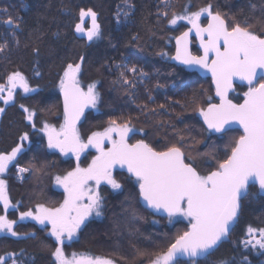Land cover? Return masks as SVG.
Returning <instances> with one entry per match:
<instances>
[{
  "label": "trees",
  "instance_id": "obj_1",
  "mask_svg": "<svg viewBox=\"0 0 264 264\" xmlns=\"http://www.w3.org/2000/svg\"><path fill=\"white\" fill-rule=\"evenodd\" d=\"M209 4L213 12L229 15H238L240 10L247 15L250 6L255 5L259 16L264 0H171L167 9L161 0H0V21L11 15L13 22L21 25L13 29L0 23V43L9 41L8 50L0 53V85L7 82L10 73L20 71L29 85L37 89L27 94L18 89L12 102L0 101V108H4L0 113V151H10L19 142L20 134L27 131L31 143L25 144L30 150L19 157V166L28 167L33 157L37 167L47 165L42 173L30 172L22 183L14 180L16 165L10 166L2 176L10 203L17 207L5 210L0 203V215L17 221L15 231L34 232L35 237L0 233V255L24 250L22 259L26 264H54L52 252L56 243L53 238L34 220L18 218L20 212L34 209L37 204L59 206L63 195L54 186L55 176L73 169L75 162L47 148L44 134L25 120L26 114L20 105L35 111L33 122L37 130L44 121L59 128L63 119L57 87L59 77L67 63L79 62L81 55L85 57L79 77L82 87L85 89L96 82V90L102 98L97 111H86L77 125L82 139L92 130L98 131L110 120H116L120 125L128 123L137 130L143 129L141 138L157 151L176 143L177 132L183 135L185 154L196 159V166L203 174L216 167L206 155L210 149H215L219 159L226 158L242 130L233 127L226 133L206 131L198 110L207 107L208 97H212L211 103L218 102L210 79L201 78L171 58L175 56L176 37L185 32L186 27L182 21L175 25L169 23L173 12L184 15L186 5L189 12H195ZM126 5L133 6L130 15L127 19L121 15L117 22V12L129 11ZM81 8H92L97 13L100 38L88 41L75 31ZM158 11H167V18L158 17ZM239 19L243 21L244 16ZM200 20L204 24L207 17ZM83 26L85 29L91 26L90 17L85 18ZM36 28L39 33L33 32ZM14 37L20 41L18 46L12 43ZM34 47L39 48L38 56L33 53ZM190 48L193 54L199 51L194 37ZM133 65L137 73L126 74L129 79H135L134 90L119 83L120 72ZM141 70L147 73L143 79L139 76ZM36 71L41 75H35ZM242 89L237 86L236 93L230 95L233 102H238ZM145 104L148 110L158 111L147 115L142 108ZM160 105L164 108L160 109ZM80 164L85 165L83 158ZM113 176L123 185V190L100 185L99 190L105 197L103 215L92 216L77 237L63 244V250L66 255L76 252L109 257L116 264H147L154 254L167 250L175 237L187 230V221L177 217L169 223L166 214L152 211L140 202L138 188L129 173L116 170ZM249 191L257 193L258 186L250 185ZM249 226L264 227V195L249 196L242 201L240 215L227 240L208 261L199 258L198 264H215L218 258L227 259L229 264H264V250L245 248L240 243L247 238ZM136 249L147 255L139 256ZM178 264H191V261L178 257Z\"/></svg>",
  "mask_w": 264,
  "mask_h": 264
},
{
  "label": "snow or ice",
  "instance_id": "obj_2",
  "mask_svg": "<svg viewBox=\"0 0 264 264\" xmlns=\"http://www.w3.org/2000/svg\"><path fill=\"white\" fill-rule=\"evenodd\" d=\"M161 4L167 9L171 6V0H161ZM126 7L129 11L116 13L117 22L121 15L125 19L130 15L133 6ZM205 13L208 23L202 26L200 18ZM159 16L167 18V11H158ZM239 16H244V20L241 21ZM86 17L91 18V26L87 29L83 26ZM79 18L80 22L75 25L77 33L86 36L88 41L101 37L97 13L92 8H81ZM178 20H187L191 28L176 37V53L171 58L211 72L215 95L220 101L218 104L211 103L212 97H208L207 107H200L198 110L206 131L226 133L239 125L242 134L232 142L230 152L224 159H219L215 149H210L206 155L209 161L215 162L216 167L206 174L198 170L194 157L185 154L186 138L178 132L176 143L163 151H157L142 139L129 143L131 136L137 131L143 132V129L137 130L128 123L120 125L116 120H110L102 132H92L85 141L77 125L85 117V110L96 109L102 98L96 90V82L88 84L86 90L82 87L79 77L85 57L81 55L79 62L67 63L57 85L63 102V119L59 128L44 121L43 126L37 130L33 122L35 111L20 105L26 114L25 120L46 137L48 149L58 150L65 156L71 154L77 160L72 170L62 176H55V184L61 186L64 193L63 201L58 207L37 204L34 211L29 209L20 212L18 218L20 221L34 220L48 229L57 244L52 252L55 264H116L112 258L88 253L73 252L69 257L62 247L66 240L71 242L77 237L90 217L103 215L105 197L99 190L101 183L110 185L113 190H123V185L112 174L116 166L126 168L130 177L134 178L139 198L147 208L165 213L169 223L177 217H183L187 221V230L178 234L166 251L154 254L150 264H178V257H187L191 264H198L199 258L208 261L229 237L240 215L242 201L249 196L264 195V5L259 16L256 15L255 5L250 6L247 15L243 10L238 15L213 12L211 4L189 12L186 5L185 14L173 12L169 23L175 25ZM0 23L10 25L13 29L21 26L20 23L13 22L11 15ZM193 30L203 51L199 56L193 55L188 47L189 34ZM33 32L39 33V28L33 29ZM12 43L18 46L20 41L14 37ZM8 48L9 41L0 43V53ZM33 53L38 56L39 48L34 47ZM127 72L135 75L136 66L121 71L119 83L126 89L134 90L136 81L129 79ZM35 75L40 76L41 73L36 71ZM139 76L143 79L147 73L141 70ZM236 80L247 82L248 85L247 91L243 93L242 103H233L228 98L229 92L235 90ZM18 89L25 94L37 91L29 85L28 79L20 71H14L7 76V83L0 85V100L4 104L12 102ZM142 108L147 115L158 111L148 110L146 104ZM163 108L164 105H160V109ZM3 112L4 108H0V113ZM25 142L31 143L27 131L20 134L19 142L10 151H0V174L5 173L12 165H16L18 174L42 173L46 169V164L37 167L35 157L28 167L19 166V157L30 150ZM88 149H95L97 154L84 168L79 161L81 154ZM253 183L258 185L257 193L249 191ZM0 203L5 210L17 207L10 203L3 179H0ZM16 223L17 221L0 215V233L13 237H35L34 232L15 231ZM246 236V239L240 241L245 248L250 246L252 249L258 247L264 250V227L249 226ZM136 251L139 256L147 255L139 249ZM24 255V250L5 253L0 255V264H7L9 258L12 264H26L22 259ZM243 259L247 261V257ZM215 264H229V261L218 258Z\"/></svg>",
  "mask_w": 264,
  "mask_h": 264
},
{
  "label": "rangeland",
  "instance_id": "obj_3",
  "mask_svg": "<svg viewBox=\"0 0 264 264\" xmlns=\"http://www.w3.org/2000/svg\"><path fill=\"white\" fill-rule=\"evenodd\" d=\"M203 17H207V15H206V13L205 14H202V16H201V18H203ZM200 18V19H201ZM183 22L185 25H186V27H185V30L184 31H188V29L189 28H191V25L188 23V21L187 20H178L177 22ZM200 23H201V20H200ZM197 54V53H196ZM7 83V82H6ZM5 83V84H6ZM4 85V84H3ZM87 89V87L85 88V90ZM5 95H6V92L4 93ZM1 101V100H0ZM93 111V112H96L97 111V108L96 109H91V108H88V109H86L85 110V112L86 111ZM202 118V117H201ZM203 119V118H202ZM108 126V123L106 124V126L105 127H103L102 129H100V130H98L99 132H102L106 127ZM58 128V127H57ZM135 128V127H134ZM92 132H94V130H92L91 132H89V133H87L86 134V136L84 137V140L86 141L87 140V137H88V135H90ZM45 140H46V144H47V139H46V137H45ZM134 140V139H133ZM132 141H131V139L129 140V143H131ZM26 143V142H25ZM52 150H54V149H52ZM54 151H57V152H59L58 150H54ZM97 153H96V151H95V149H88V150H86V152L85 153H82L81 154V157H80V160L83 158V162H84V164L85 165H81L80 164V166L81 167H84V168H86L87 166H88V164L91 162V160H92V157L93 156H95ZM65 156V155H64ZM66 157H71V158H73L74 159V162H75V166H76V163H77V160H76V157L75 156H73V155H71V154H69V155H67ZM85 157V158H84ZM85 159V160H84ZM79 163H80V161H79ZM74 166V167H75ZM21 167V166H20ZM73 167V168H74ZM118 168V166H116V167H114L113 168V170H112V174L115 172V169H117ZM72 170V169H71ZM70 171V170H69ZM7 172V171H6ZM6 172L5 173H2V174H0V179H3L2 178V176H4L5 174H6ZM4 180V179H3ZM14 180L17 182V183H22L25 179H22V180H20L19 179V175H18V173H17V168L15 167V173H14ZM54 186H55V188L56 189H58L61 193H62V195H63V197H64V193H63V188L61 187V186H58V185H56V184H54ZM92 186L93 187H95V183L94 182H92ZM63 201V200H62ZM2 204V203H1ZM3 205V204H2ZM58 207V206H57ZM9 209H12V208H9ZM8 209V210H9ZM31 210H35V208L34 209H31ZM94 216V215H93ZM91 218V217H90ZM89 218V219H90ZM181 218H183V217H181ZM88 219V220H89ZM29 220H31V219H29ZM39 225V224H38ZM41 226V225H40ZM41 228H43L44 230H45V232H46V234L47 235H49L50 236V234H49V231H48V229H46V228H44L43 226H41ZM48 228H50V226H48ZM53 238V240H54V242H55V238L54 237H52ZM56 243V242H55ZM65 243H69L67 240L65 241ZM64 243V244H65ZM56 246H57V244H56ZM63 246V245H62ZM166 251V250H165ZM71 254L72 253H70L69 255H66V256H71ZM105 258H109V257H105ZM53 259H54V264H55V258L53 257ZM7 263L8 264H12V260H11V258H9L8 259V261H7ZM147 264H150V262H148Z\"/></svg>",
  "mask_w": 264,
  "mask_h": 264
},
{
  "label": "water",
  "instance_id": "obj_4",
  "mask_svg": "<svg viewBox=\"0 0 264 264\" xmlns=\"http://www.w3.org/2000/svg\"><path fill=\"white\" fill-rule=\"evenodd\" d=\"M207 23H208V20H207V22H206V24L205 25H203V26H206L207 25ZM198 39V38H197ZM197 46H198V49H199V51H200V54L199 55H202L203 54V51H202V49L200 48V42H199V40H198V43H197ZM188 47H189V50L191 51V48H190V40H189V45H188ZM175 53H176V48H175ZM192 53V52H191ZM193 54V53H192ZM194 55V54H193ZM199 55H196V56H199ZM179 64H181V65H183V66H186V67H188L189 69H191V70H193V71H195L201 78H208V79H210V82H211V86H212V88H213V91H214V95H215V86H214V84L212 83V76H211V72H209L208 70H206V69H203V68H200L199 66H189V65H185V64H182V63H180L179 61H177ZM211 61H209V63H210ZM235 84H237V85H240V84H247V82H242V81H239V80H236L235 82H234V85ZM232 91H230L229 92V94L231 93ZM216 96V95H215ZM217 97V96H216ZM59 98H60V103H61V108H62V114H63V102H62V96H61V94H60V91H59ZM218 98V97H217ZM218 100H219V98H218ZM254 184V183H253ZM252 185V184H251ZM254 185H256V184H254ZM256 186H258V185H256ZM140 202L144 205V203L140 200ZM149 209V208H148ZM150 210H152V209H150ZM165 214V213H164ZM237 222V221H236ZM236 224V223H235ZM234 224V225H235Z\"/></svg>",
  "mask_w": 264,
  "mask_h": 264
},
{
  "label": "flooded vegetation",
  "instance_id": "obj_5",
  "mask_svg": "<svg viewBox=\"0 0 264 264\" xmlns=\"http://www.w3.org/2000/svg\"><path fill=\"white\" fill-rule=\"evenodd\" d=\"M206 22H207V20H206ZM206 22L204 23V24H201L202 26L203 25H205L206 24ZM195 38V41H196V46H197V43H198V39H197V37H196V35H195V31L193 30L190 34H189V40L191 41V38ZM198 47V46H197ZM199 50V49H198ZM200 54V51H198V53L197 54H194V55H199ZM237 86H242V90L243 91H241L242 93L240 94V96H239V100H238V102H233V103H242L243 102V93L245 92V91H247V88H248V85L247 84H240V85H237V84H235L234 85V91H232L230 94H229V99H230V95L232 94V93H236V89H237ZM217 104L220 102L219 100H218V98H217ZM234 127H238L239 128V125H236V126H234ZM242 130V129H241ZM142 134H141V132L140 131H137L134 135H132L131 136V143H135L137 140H141L142 138ZM134 139V140H133ZM143 140V139H142ZM116 170H120V171H124V172H127V169L126 168H121L120 166H118V168L117 169H115V171ZM128 173V172H127ZM101 185H106L105 183H101ZM140 199V198H139ZM152 211H155V210H152Z\"/></svg>",
  "mask_w": 264,
  "mask_h": 264
},
{
  "label": "bare ground",
  "instance_id": "obj_6",
  "mask_svg": "<svg viewBox=\"0 0 264 264\" xmlns=\"http://www.w3.org/2000/svg\"><path fill=\"white\" fill-rule=\"evenodd\" d=\"M30 172L29 173H23V174H19V179L22 180V179H27L28 176H29Z\"/></svg>",
  "mask_w": 264,
  "mask_h": 264
},
{
  "label": "built area",
  "instance_id": "obj_7",
  "mask_svg": "<svg viewBox=\"0 0 264 264\" xmlns=\"http://www.w3.org/2000/svg\"><path fill=\"white\" fill-rule=\"evenodd\" d=\"M19 175V174H18Z\"/></svg>",
  "mask_w": 264,
  "mask_h": 264
}]
</instances>
